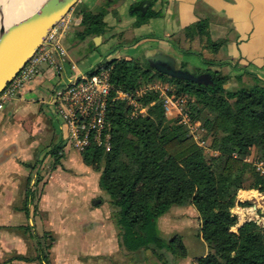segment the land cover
I'll use <instances>...</instances> for the list:
<instances>
[{"label":"crops","instance_id":"0c3cea01","mask_svg":"<svg viewBox=\"0 0 264 264\" xmlns=\"http://www.w3.org/2000/svg\"><path fill=\"white\" fill-rule=\"evenodd\" d=\"M99 6L105 10L104 30L79 38L83 16ZM137 11L156 15L134 25ZM64 19L68 28L62 50L53 52L58 72L40 65L0 109V264H37L13 258L32 254V240L23 227L50 233L51 264H135V258L118 246L98 172L84 164L70 144L57 93L70 79L87 75L112 58L142 62L156 52L176 57L189 71L209 68L226 74V87L231 89L249 84L248 73L264 81V0H78ZM200 20L211 40H223L213 59L192 46L194 42L204 46V38L191 29ZM197 55L214 62L204 64ZM54 150L59 155L57 164ZM28 186L34 198L25 205ZM254 196L261 199L264 193L242 189L236 201ZM241 207L232 208L240 217ZM189 210L197 219L191 206L173 207L157 219L158 231L181 233ZM182 242L187 248L184 237ZM177 264L195 263L185 255Z\"/></svg>","mask_w":264,"mask_h":264},{"label":"trees","instance_id":"16d2710c","mask_svg":"<svg viewBox=\"0 0 264 264\" xmlns=\"http://www.w3.org/2000/svg\"><path fill=\"white\" fill-rule=\"evenodd\" d=\"M104 12L100 6L87 12L77 36L102 33ZM137 12L134 25L156 15ZM191 29L204 38V46L211 53L223 44L221 39L209 38L202 20ZM197 57L204 64L214 62ZM100 68L109 69L108 146L90 141L80 157L98 172V186L107 195L117 228L118 246L128 252L164 249L175 257H184L180 237L162 238L156 221L173 207L191 206L197 214L198 235L207 249L195 258V264H264V224L249 219L232 230L237 222L232 208L251 204L246 200L237 202V191L254 189L264 193V176L245 160L254 153L255 158L264 161V81L248 73L249 84L231 89L226 87L228 75L206 68L194 72H208L211 82L198 84L163 75L137 59L112 58L92 72ZM235 78L239 82V77ZM155 80L167 82L174 95L186 97L189 116L202 128L200 138L216 154L199 147L176 117L165 116L156 92L147 90L134 96L143 108L135 115H131L132 106L126 100L116 97L117 91L133 93L140 85ZM51 154L57 164V150ZM24 195L25 205L33 201L31 186ZM23 232L32 240V254L13 258L51 264L50 233L37 234L28 227H23Z\"/></svg>","mask_w":264,"mask_h":264},{"label":"built area","instance_id":"2783aa9c","mask_svg":"<svg viewBox=\"0 0 264 264\" xmlns=\"http://www.w3.org/2000/svg\"><path fill=\"white\" fill-rule=\"evenodd\" d=\"M67 21L64 16L59 19L48 31L34 52L17 70L16 74L0 90V109L3 102L11 97L28 79L36 74L42 64L50 65L55 72L58 66L54 62L53 52L62 50L61 42L66 36ZM108 68H100L87 75L70 79L57 94L61 103L59 109L61 119L68 129L70 144L77 151L84 149L90 141L96 145L108 146L106 129V110L109 98L110 84L108 81ZM147 90L156 92L166 117H176L178 123L185 126L194 142L205 152L216 154L208 147V142L200 138L202 128L198 121H193L185 106L186 97L177 96L166 84L152 81L140 85L133 93L117 91L116 97L126 100L132 106L131 115L142 111L140 105L134 100ZM254 170L264 176V161L249 159ZM240 209V208H239ZM255 210L254 205L241 207L242 217L236 215V221H245L250 218L248 211Z\"/></svg>","mask_w":264,"mask_h":264},{"label":"water","instance_id":"95a60500","mask_svg":"<svg viewBox=\"0 0 264 264\" xmlns=\"http://www.w3.org/2000/svg\"><path fill=\"white\" fill-rule=\"evenodd\" d=\"M78 0H41L30 13L18 12L4 21L0 15V90L16 74L41 43L48 29L61 19ZM1 12V3H0ZM147 65L163 75L209 84L208 72L195 73L179 65L176 57L156 52L146 58Z\"/></svg>","mask_w":264,"mask_h":264},{"label":"rangeland","instance_id":"374dc122","mask_svg":"<svg viewBox=\"0 0 264 264\" xmlns=\"http://www.w3.org/2000/svg\"><path fill=\"white\" fill-rule=\"evenodd\" d=\"M192 46L194 49L199 50L201 56H203L205 58L211 57V59L215 58V55H213L214 53H211L209 51V49H206L205 46L202 47L197 42H194L192 44ZM142 62H144V61H142ZM155 81L160 82L162 84L164 83L171 88V86L165 81H160V80H155ZM142 111H143V108H142ZM247 157L251 160L257 159V158H255L254 153L253 154L250 153ZM238 192L239 191H237L236 196H237ZM248 201L251 203L250 205H248L249 207L253 203H254L253 205L255 207V210H251V211L247 212L248 217L250 219L255 220L258 225L264 224V209L261 208V206L264 205V198L260 199L257 196H254L253 198H249ZM107 203H108V200H107ZM258 204H260L261 206H258ZM258 209L261 210V212L258 211ZM191 211L192 210H189V212H187V214H186V216L189 219L183 221L184 222V224L182 225L183 231L181 233L174 232V231L169 232L167 230L166 231L162 230L161 232L160 231H158V232H159L160 236L164 239H169L174 235H178L181 239V242H182V237H184L185 241L187 242L186 244L188 246L186 248L182 242V244L184 246L186 258L190 259L191 263L192 262L195 263V258L194 259H192V258L197 257L200 254H204L207 251V249H206V246L203 243V241L200 240V238H199L197 219L192 216L193 214L191 215V213H190ZM112 223L115 226L113 219H112ZM159 226L162 228L163 227L162 223H159ZM232 230L233 231L235 230V226L232 227ZM31 250H32V246H31ZM125 252L129 253V254H125V255H128L130 257L135 258V261H136L135 264H177V261H179V259H181L179 257L173 256L171 253L165 251L164 249L157 250L156 252H152L150 249H140L138 251H135L134 253L128 252V251H125ZM184 257H182V258H184Z\"/></svg>","mask_w":264,"mask_h":264},{"label":"bare ground","instance_id":"6f19581e","mask_svg":"<svg viewBox=\"0 0 264 264\" xmlns=\"http://www.w3.org/2000/svg\"><path fill=\"white\" fill-rule=\"evenodd\" d=\"M41 0H0V15L4 21H9L16 17L17 13H30L34 6Z\"/></svg>","mask_w":264,"mask_h":264}]
</instances>
